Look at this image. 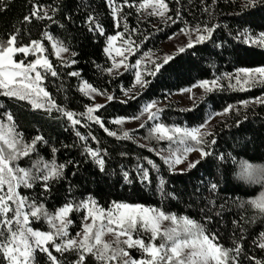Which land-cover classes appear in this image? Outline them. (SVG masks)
<instances>
[{
  "label": "trees",
  "instance_id": "obj_1",
  "mask_svg": "<svg viewBox=\"0 0 264 264\" xmlns=\"http://www.w3.org/2000/svg\"><path fill=\"white\" fill-rule=\"evenodd\" d=\"M35 2L37 0H4L8 7L0 11V37L6 38L9 33L20 29L18 39L23 43L29 42L30 39H41L46 48L45 55L58 72L57 77L49 75L45 81L46 89L58 104L72 110L81 119V124L75 126L76 130L85 136L91 132L92 136L96 137L93 140L91 136H87L88 146L99 147L107 153L104 157L106 170L101 172L90 157L86 158L82 154L84 142L75 136L73 126L67 122L66 117L55 111L49 116L41 110H31L26 102L0 97V104H6L10 109L18 130L24 133L26 139H30L37 131L45 137L47 144L38 148L42 158L54 157L58 163L72 161L64 169L63 178L53 183L50 189L52 195L44 201L46 208L52 210L70 199L79 201L82 194L83 197L91 194L104 207L112 201L142 203L146 206L160 207L173 214H187L197 220L202 219L200 209L205 208L203 215L212 217L207 227L216 232L225 247L232 246L230 237L236 235L239 239L240 236L239 227L234 228L232 224L234 219L238 226L242 225L245 228L244 239L241 241L244 252L241 254L240 264H255L254 260L245 259V254L248 257L264 259V251L252 244L254 237L264 230V216L249 203L250 199L264 191V187H246L233 182L231 178L233 166L242 161L264 162V104L253 102L247 107L237 104L240 99L254 101L255 97L264 96V84L257 83L252 88L240 91L229 89L227 87L229 81L223 80L221 82L223 90L215 91L206 97L210 103L197 101L198 106L191 108V111L188 110L190 108L181 107L177 101L170 100L172 94L178 92L180 88L189 87L198 79L211 80L224 73L235 75L236 68L264 65V48L256 44H245L242 42V36L239 39L236 36L237 32L244 28L252 30L249 35H258L260 31H264V6L241 11V5L245 0H217L216 6L211 9V22L218 26L214 30L213 38L194 44L183 53H173V60L163 65L155 77L145 75V79L150 81L148 87L141 90L137 86L126 96L125 91L134 87L135 71L132 68L111 73L106 71L112 67L111 59L104 51L107 36L120 31L124 39L130 36L134 45L139 44V48L135 49V54L130 59L134 62L144 52L159 51L168 37L184 26L182 21H187L191 25L198 20L208 19L207 14L201 11L200 0L191 2L179 0V3L177 0H165L168 4L166 15L172 16L176 21L168 24L162 23L160 17L148 15L149 10L141 9L138 12L135 5L139 4V0H135V3L134 0H128V4H123V0H114L120 6L116 20L110 14L111 9L107 0H38L40 4L50 5L57 10L55 13L49 10L48 14L52 20L33 18L30 22H24L23 16L28 12L30 4ZM209 3L211 0H205V4ZM177 9L180 11L179 19H176L175 15ZM121 13L123 20L120 19ZM89 15L102 26L103 35L99 31L90 30L89 26L95 28V24L87 21ZM124 23L128 25V32L124 30ZM132 29L136 31L133 32ZM44 31L50 32L69 49L65 58L75 60V64H65L63 62L65 58L52 54L51 44L41 36ZM71 52H75L76 55L71 56ZM155 62L145 63L143 69L153 67ZM73 71L79 72V77L68 75ZM82 81L90 83L102 94L110 93L113 96V99L108 100L101 108L95 109L93 115H99L105 127L116 132V136H109L98 124L79 116L85 112L86 105L93 104V99L80 91ZM137 91L140 95L131 99L130 97ZM151 100L162 104L161 122L178 124L181 127L203 123L210 111L222 113L223 107L229 103L236 104L239 112L230 109L228 114H222L212 124L210 129L217 139V145L213 146L211 157L200 158L201 164L194 169L169 173L156 155L161 147L166 146L165 142L145 138L153 124L152 121L146 119L142 122L144 127L135 129H127L114 122L118 116L141 117L144 115L140 112L141 105ZM236 120H239L240 124H236ZM225 124L228 127H225ZM122 131H128L132 139L123 137ZM247 142L251 143H248L245 150L243 145ZM51 147L57 149L55 154L51 153ZM150 148L154 150L149 151ZM121 152L127 155L121 156ZM228 153L232 155L229 156ZM220 155L225 159L215 158ZM137 157H148L161 167V175L166 181L164 192L173 193L177 199L167 196L162 198V193L156 187L158 183L155 179L156 173L152 172L146 160L142 163L149 168V181L141 182L137 178L132 184H128L122 179L121 168L136 176L132 168L137 162ZM203 160H207L208 163L204 164ZM21 163L28 164V158H22ZM210 183L217 184L216 192L210 191L208 187ZM21 191L23 195L43 199L39 195L44 191L40 187V182L32 189ZM208 200H213L214 203L209 205ZM209 207L211 211H208ZM218 210L219 216L215 215ZM69 215L73 220L69 232L75 235L80 230L78 225L82 212H72ZM34 226L41 227L39 222H34ZM42 230H46V224L42 226ZM50 250L60 257L61 254ZM65 256L67 259L74 258L68 254ZM87 259L89 264H94L91 257ZM36 260L38 264H45L43 254L37 253Z\"/></svg>",
  "mask_w": 264,
  "mask_h": 264
},
{
  "label": "snow or ice",
  "instance_id": "obj_2",
  "mask_svg": "<svg viewBox=\"0 0 264 264\" xmlns=\"http://www.w3.org/2000/svg\"><path fill=\"white\" fill-rule=\"evenodd\" d=\"M107 2L112 18L116 20L120 13V6L114 0H107ZM123 4H128V0H123ZM200 4L201 11L207 14L208 19L198 20L191 25L187 21H182L184 26L179 31L187 37V41L174 49L177 53H183L185 49H191L194 44L203 43L213 38L214 30L218 26L211 22V9L216 6L217 0H211L209 4H205V0H200ZM135 6L138 12L141 9L150 8L151 11L147 14L160 17L162 23L176 22L172 16L166 15L168 4L165 3V0H139V4ZM257 6H264V0H245L241 5V11ZM7 7L4 0H0V11H4ZM49 10L53 13L57 11L50 5L40 4L37 0L30 4L28 12L22 19L24 22H30L33 18L36 20L47 18L51 21ZM175 15L176 19L180 18L179 9ZM123 18L121 13L120 19L123 20ZM87 21L95 24V28L89 26L91 31H99L101 35L104 34V29L92 15L87 17ZM123 27L125 32L129 31L127 23H124ZM131 31L134 32L136 29ZM251 31L250 28H244L237 32L236 36L238 39L242 36V42L245 44H256L258 47L264 48V31H260L258 35H249ZM20 32V29H16L6 38L0 37V97L26 102L31 110H41L49 116L55 111L62 117H66L67 122L73 126L75 136L79 141L84 142L82 154L86 158L90 157L99 170L104 172L106 170L104 158L107 155L106 151L99 147L88 146L87 136H91L93 140L96 137L92 136L91 132L85 136L76 130L75 126L81 124V119L72 110L58 104L54 96L46 89L45 81L49 75L57 77L58 72L49 61L48 56L45 55V45L41 39H30L27 43L21 42L18 39ZM25 34H27L26 29ZM175 35L176 33L172 34V36ZM41 36L51 44L52 54L55 56L61 57L62 53L69 51L50 32L44 31ZM172 36H169L168 39L171 40ZM117 37L122 39L125 46L123 51L114 44ZM106 45L104 51L113 60L112 67L106 71L111 73L113 69L119 70L121 66L125 69H134L133 84L139 86L141 90L150 84V81L145 79V75L155 77L163 65L173 60L171 54H166L162 61L157 60L153 67H149L147 70L138 67L142 64L143 58L136 59L134 65H129L127 56L139 48V44L134 45L130 36L124 39L120 31H116L115 35H108ZM111 52H115L116 56L121 59L113 58ZM75 55V52H71V56ZM143 57H150V53L144 52ZM63 62L65 64L76 63L75 60L66 58ZM145 63L152 64V61L149 59ZM117 74L119 73L117 72ZM68 75L79 77L80 73L73 71ZM223 80L229 81L227 85L229 89H239L240 91L252 88L257 83L264 84V65L236 68L235 75L224 73L211 80L198 79L188 88H180L179 91L192 93V89L198 86L202 90V94L193 100L191 105V108H196L197 101L210 103L206 97L214 94L215 91L223 90L221 83ZM80 91L89 96L98 90L90 83L82 81ZM129 91L131 89L126 90L124 94L127 96ZM139 95L140 92L137 91L130 98L135 99ZM112 99V95H107V100ZM189 99H192V96H189ZM253 102L264 104V96L255 97L254 101L240 99L237 104L247 107ZM158 103L156 100L148 101L141 105L140 112L147 114V119L153 122L145 138L165 142L166 146L161 147L156 155L169 173L188 171L201 164V159H193L186 163L185 168L178 169L176 167L187 161L188 154L194 150L200 158L211 157L213 146L217 145V139L211 129L206 127L209 120L213 116L228 114L230 109L239 112L236 104L229 103L223 107L222 113L210 111L203 123L192 127H181L178 124L161 122L160 116L163 109L158 106ZM101 107L100 104L86 105L85 112L80 113L79 116L98 124L109 136H116V132L105 127L99 115H93L94 110ZM191 108L188 110L191 111ZM135 119H139V116H118L114 122L119 125L125 120ZM236 124H240V121L236 120ZM139 126L144 127L143 124ZM224 126L228 127L227 124ZM122 136L132 139L128 131H122ZM209 137L212 138L209 139ZM248 143L251 142L243 145L245 150L248 148ZM46 144L47 140L39 131L30 139H26L24 133L18 130L10 109L6 104H0V264H38L37 253L43 254L45 264H89L88 257L92 258L94 264H240V257L244 252L241 241L244 239L245 228L242 225L238 226L234 219L232 224L234 228L239 227L240 236L239 239L236 235L230 237L232 246L225 247L216 232L207 227V224L212 221V217L203 215L205 208L200 209L202 219L197 220L187 214H173L160 207L146 206L142 203L112 201L107 207H104L91 194L87 197H83L82 194L79 201L70 199L63 202L62 206L54 207L52 210L47 209L44 201L52 195L50 189L53 183L63 178L64 169L72 161L58 163L54 157L51 159L42 158L38 148ZM153 150L149 149V151ZM56 152L57 149L51 147V153L55 154ZM120 155L126 156L127 153L121 152ZM228 155L232 154L228 153ZM33 157L35 158L33 159ZM22 158H28L29 163L22 164ZM215 158L225 159L223 155ZM233 159L235 158L233 157ZM143 160H146L152 172L156 173L155 179L158 181L156 187L162 193V198L167 196L177 199L173 193L164 192L166 181L161 175L162 169L148 157H137V162L132 168L136 176H132L130 171L121 168L122 179L128 184H132L137 178L141 182L149 181V168L143 166ZM203 163L207 164L208 161L203 160ZM241 164L246 172H251L255 167L247 161H242ZM37 182H40V187L44 189L39 194L43 199L38 200L36 196L30 197L22 194V189H32ZM208 187L212 192L217 190L215 183H210ZM207 202L209 205L214 203L213 200ZM249 203L253 209L258 210V213L264 216V191L250 199ZM222 208L223 205H221ZM208 211H211V207L208 208ZM72 212H82L78 225L80 231H77L75 235H71L69 232V226L73 224L69 215ZM215 215L219 216L220 211L218 210ZM253 218H255V214ZM34 222H39L41 227L34 226ZM45 224L46 230H42V226ZM105 234H110L112 239L105 240ZM252 244L264 251V230L254 237ZM50 249L61 254L60 257L53 254ZM65 254L74 258L67 259ZM244 258L254 260L255 264H264V259H257L255 256L248 257L245 254Z\"/></svg>",
  "mask_w": 264,
  "mask_h": 264
},
{
  "label": "rangeland",
  "instance_id": "obj_3",
  "mask_svg": "<svg viewBox=\"0 0 264 264\" xmlns=\"http://www.w3.org/2000/svg\"><path fill=\"white\" fill-rule=\"evenodd\" d=\"M146 10L151 11L150 8H148ZM175 33H176L175 36L171 35L172 36L171 40L167 39V41L162 44L161 49L159 51L150 52V57H143V55H141L139 58H137V59L143 58L142 59V64L140 66H138V67L143 68L145 62L148 61L149 59H151L152 62H155L158 59H162L163 56L166 55V54H171L172 55L173 53H176V51H174V49L178 48L182 44L186 43L187 37L185 35H183L182 33H180L179 30L176 31ZM114 44H115L116 47H120L121 50L123 51V48L125 46L123 45L122 39L120 37H117V40L114 42ZM134 54H135V51H133V53L131 55L127 56V63L129 65H134L135 64V61L134 62L130 61V59L133 57ZM125 55H127V53H125ZM66 56H67V52L66 53H62L60 58H65ZM111 56L113 58H115L116 60L121 59V57H117L116 56L115 52H111ZM111 62L113 63L112 59H111ZM123 70H125V68L123 66H121L119 70L113 69V71H123ZM136 87H137V85H134V87L131 88V91H129L128 94H130L132 91H134V89ZM109 94L110 93L102 94L99 90L96 93H91L89 96L93 99V104L92 105H94V104L103 105L104 103H106L108 101L107 100V95H109ZM201 94H202V90L197 86L196 88L192 89V93H187V92L182 93L180 91L175 92L174 94H172L170 96V100L177 101L179 103V105L181 107H183V108H191L193 100H196V98L199 97ZM189 96H192V99H189ZM161 105L162 104H158L159 107ZM220 117H221V115L213 116L212 119L209 120L208 125H206V127L211 128L212 124ZM146 119H147V114H144L141 117H139V119L125 120L120 125H122L123 127L127 128V129H135V128L140 127L139 125H141L142 122L144 120H146ZM193 159H200L199 154L195 150L188 154L187 161L182 162L180 165H177L176 167L178 169L185 168L186 167V163L191 161V160H193ZM104 239L105 240H111L112 236L110 234H105Z\"/></svg>",
  "mask_w": 264,
  "mask_h": 264
},
{
  "label": "clouds",
  "instance_id": "obj_4",
  "mask_svg": "<svg viewBox=\"0 0 264 264\" xmlns=\"http://www.w3.org/2000/svg\"><path fill=\"white\" fill-rule=\"evenodd\" d=\"M249 164L255 166L251 172H246L241 163L233 166L231 172L233 182L242 184L246 187H264V162H254Z\"/></svg>",
  "mask_w": 264,
  "mask_h": 264
}]
</instances>
